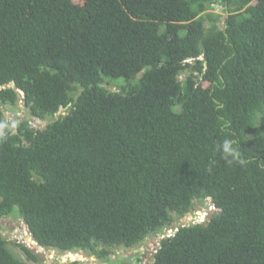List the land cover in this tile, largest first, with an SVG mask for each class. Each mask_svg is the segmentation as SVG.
<instances>
[{
    "label": "trees",
    "instance_id": "obj_1",
    "mask_svg": "<svg viewBox=\"0 0 264 264\" xmlns=\"http://www.w3.org/2000/svg\"><path fill=\"white\" fill-rule=\"evenodd\" d=\"M19 98L65 110L12 131L0 107V216L36 245L110 262L176 227L149 264H264V0H0V105ZM9 243L0 264L37 261Z\"/></svg>",
    "mask_w": 264,
    "mask_h": 264
},
{
    "label": "rangeland",
    "instance_id": "obj_2",
    "mask_svg": "<svg viewBox=\"0 0 264 264\" xmlns=\"http://www.w3.org/2000/svg\"><path fill=\"white\" fill-rule=\"evenodd\" d=\"M213 13L223 14V10L220 6H215L212 9ZM207 25V22H206ZM185 73L179 75L180 79H184ZM122 77L120 78H104V84L109 89L113 90L115 87H121L124 84ZM3 110L6 125L12 131H15V125L22 119H27L32 126L42 128L46 123L55 119L57 116L64 114L63 107L59 109L53 116L47 117L45 120H38L30 116L27 108H25L21 98L18 99L14 106L0 105ZM215 212V207L210 205L209 200L196 201L194 208L189 211L184 217L177 218L174 225L178 223L185 224L191 220L193 215L200 216L207 215V217ZM0 232L6 241H9L8 247L17 256L25 258L23 253L18 247L12 244L23 243L37 256V261L26 260L28 264H67L69 262H75L76 264H112V262H122L132 264L137 262L138 264H149L152 261L153 253L159 247V241L162 238L161 234H149L142 242L132 248H125L123 246L114 247L110 256V262L100 261L94 256L88 255L83 251L71 252L73 257L68 253L60 252L55 249L42 248L33 241V239H27L29 232L26 224L17 212H11L8 215L0 216Z\"/></svg>",
    "mask_w": 264,
    "mask_h": 264
},
{
    "label": "clouds",
    "instance_id": "obj_3",
    "mask_svg": "<svg viewBox=\"0 0 264 264\" xmlns=\"http://www.w3.org/2000/svg\"><path fill=\"white\" fill-rule=\"evenodd\" d=\"M223 156L228 163L244 164L245 161L241 157V153L237 147L234 146L231 140L226 139L223 146ZM34 241V240H33Z\"/></svg>",
    "mask_w": 264,
    "mask_h": 264
},
{
    "label": "built area",
    "instance_id": "obj_4",
    "mask_svg": "<svg viewBox=\"0 0 264 264\" xmlns=\"http://www.w3.org/2000/svg\"><path fill=\"white\" fill-rule=\"evenodd\" d=\"M206 216L207 215L200 216V215L195 214L192 216L193 218L189 220L188 222H186L185 224L203 223L206 220ZM175 231H176V227H170L166 229L165 232L161 234L162 238L172 235Z\"/></svg>",
    "mask_w": 264,
    "mask_h": 264
},
{
    "label": "bare ground",
    "instance_id": "obj_5",
    "mask_svg": "<svg viewBox=\"0 0 264 264\" xmlns=\"http://www.w3.org/2000/svg\"><path fill=\"white\" fill-rule=\"evenodd\" d=\"M27 239H31V237L28 236ZM67 253H68V255H70L71 257H73V254H71V252H67Z\"/></svg>",
    "mask_w": 264,
    "mask_h": 264
},
{
    "label": "water",
    "instance_id": "obj_6",
    "mask_svg": "<svg viewBox=\"0 0 264 264\" xmlns=\"http://www.w3.org/2000/svg\"><path fill=\"white\" fill-rule=\"evenodd\" d=\"M31 237V235H29ZM28 237V236H27ZM31 240H32V237H31ZM36 243V242H35Z\"/></svg>",
    "mask_w": 264,
    "mask_h": 264
}]
</instances>
